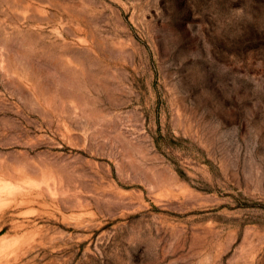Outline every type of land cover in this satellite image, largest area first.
Listing matches in <instances>:
<instances>
[{
	"label": "rangeland",
	"instance_id": "rangeland-1",
	"mask_svg": "<svg viewBox=\"0 0 264 264\" xmlns=\"http://www.w3.org/2000/svg\"><path fill=\"white\" fill-rule=\"evenodd\" d=\"M0 264H264V0H0Z\"/></svg>",
	"mask_w": 264,
	"mask_h": 264
}]
</instances>
